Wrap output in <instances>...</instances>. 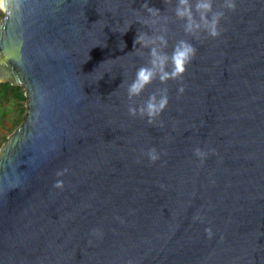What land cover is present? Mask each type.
Instances as JSON below:
<instances>
[{
  "label": "water",
  "instance_id": "1",
  "mask_svg": "<svg viewBox=\"0 0 264 264\" xmlns=\"http://www.w3.org/2000/svg\"><path fill=\"white\" fill-rule=\"evenodd\" d=\"M144 3L169 54L181 39L197 52L182 81L130 101ZM1 6L0 83L24 88L27 113L0 149V264H264V0H236L199 40L175 0ZM164 87L154 123L129 115Z\"/></svg>",
  "mask_w": 264,
  "mask_h": 264
},
{
  "label": "clouds",
  "instance_id": "2",
  "mask_svg": "<svg viewBox=\"0 0 264 264\" xmlns=\"http://www.w3.org/2000/svg\"><path fill=\"white\" fill-rule=\"evenodd\" d=\"M163 3L173 5V0H163ZM141 9L147 13L142 23L144 27L148 28V31H138L134 48L139 45L140 49L147 50V52H141V55L146 54L148 60L145 65L137 69L134 79L127 86V96L130 101L141 97L154 82L159 81L161 85H167L169 81H182L188 65L195 58L197 52L190 40L181 39L174 44L169 54L167 51L169 47L168 29L167 27H156L157 21L154 19L163 13L154 7H149L148 3H144ZM235 9L236 0H220L218 7L216 0H175V6L171 8V11L175 20L182 23L185 35L199 40L202 35L213 39L218 38L221 35L220 24L226 12L235 11ZM164 19L167 23L168 18L164 17ZM178 92L182 94L184 88L180 87ZM168 103V90L164 87L150 94L148 99L139 106L129 104L128 113L131 117L147 118L148 123L152 124L161 116ZM145 155L150 163L160 160V153L155 148L149 149ZM194 155L203 163L208 152L197 147L194 150ZM66 172L67 169L57 172V176H63ZM54 187L62 189L63 181L57 180ZM205 231L211 238V229Z\"/></svg>",
  "mask_w": 264,
  "mask_h": 264
},
{
  "label": "trees",
  "instance_id": "3",
  "mask_svg": "<svg viewBox=\"0 0 264 264\" xmlns=\"http://www.w3.org/2000/svg\"><path fill=\"white\" fill-rule=\"evenodd\" d=\"M4 17L5 14L0 10V21H2ZM26 103L27 99L25 97L24 88L12 86L10 83H0V125L5 116L13 112L12 120L14 132L24 122L27 113ZM6 141L7 139L5 142Z\"/></svg>",
  "mask_w": 264,
  "mask_h": 264
},
{
  "label": "rangeland",
  "instance_id": "4",
  "mask_svg": "<svg viewBox=\"0 0 264 264\" xmlns=\"http://www.w3.org/2000/svg\"><path fill=\"white\" fill-rule=\"evenodd\" d=\"M1 0H0V10L1 8ZM2 11V10H1ZM1 22V21H0ZM13 112L8 113L5 118L2 120V124L0 125V149L1 146H3V143L5 142L8 137L13 134Z\"/></svg>",
  "mask_w": 264,
  "mask_h": 264
}]
</instances>
